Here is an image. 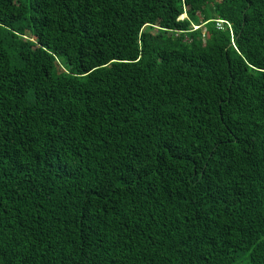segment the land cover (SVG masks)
<instances>
[{"label":"trees","instance_id":"1","mask_svg":"<svg viewBox=\"0 0 264 264\" xmlns=\"http://www.w3.org/2000/svg\"><path fill=\"white\" fill-rule=\"evenodd\" d=\"M0 264H264V0H0Z\"/></svg>","mask_w":264,"mask_h":264}]
</instances>
